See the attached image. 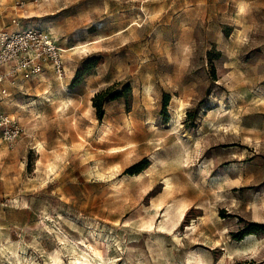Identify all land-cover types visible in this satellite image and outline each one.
<instances>
[{
	"label": "rangeland",
	"instance_id": "obj_1",
	"mask_svg": "<svg viewBox=\"0 0 264 264\" xmlns=\"http://www.w3.org/2000/svg\"><path fill=\"white\" fill-rule=\"evenodd\" d=\"M14 20L66 51V76L0 99L23 128L0 143V264H264V0H0V31ZM127 85L130 111L110 98Z\"/></svg>",
	"mask_w": 264,
	"mask_h": 264
},
{
	"label": "built area",
	"instance_id": "obj_2",
	"mask_svg": "<svg viewBox=\"0 0 264 264\" xmlns=\"http://www.w3.org/2000/svg\"><path fill=\"white\" fill-rule=\"evenodd\" d=\"M12 30L0 31V86L16 87L18 81L40 76L47 68L60 79L66 76L64 53L50 36L35 26H23L17 20ZM2 88L0 99L10 97ZM23 132L21 123L11 114L0 111V143L13 147Z\"/></svg>",
	"mask_w": 264,
	"mask_h": 264
},
{
	"label": "bare ground",
	"instance_id": "obj_3",
	"mask_svg": "<svg viewBox=\"0 0 264 264\" xmlns=\"http://www.w3.org/2000/svg\"><path fill=\"white\" fill-rule=\"evenodd\" d=\"M243 8V7H242ZM244 10V8H243ZM147 15V14H146ZM152 15V14H151ZM150 15V16H151ZM240 32H238L239 34ZM46 93H49V92H46ZM178 102V101H177ZM37 103V102H36ZM179 103H181L179 101ZM180 107L183 108L184 107V104L181 103L180 104ZM180 111H178L179 113ZM40 146V149H41V152L42 151H45L43 145H39ZM128 150L127 147H112L110 148L109 150H107V152L109 153H124ZM46 152V151H45ZM39 164L42 165V162H39ZM156 166V165H155ZM123 169V168H122ZM125 170V168H124ZM54 171V170H53ZM122 171V170H121ZM155 171V167H152L149 172H154ZM165 184H166V188H165V191L166 193L170 194L171 191H172V178L170 177H166V180H165ZM167 207V206H166ZM189 208V205L186 204L184 201H175V203L173 202L172 205H170L168 208H167V211H166V214H165V217L167 218V221L168 223L170 224V226H175L176 224H178L180 218L184 215L185 211ZM202 218V217H201ZM197 227V226H196ZM63 241V240H62ZM69 241V240H68ZM66 247H68V245H66ZM72 250L74 252V254H76L77 257L79 256H86V253L83 252V249H81L78 245H71L70 248L68 247V250ZM95 250V254H97V256L99 257H102V252L97 250L96 248H94ZM19 259V258H18ZM53 260H54V264H64V261H63V258L61 256V252L59 250L56 251V254L55 256L53 257ZM21 263V261H20Z\"/></svg>",
	"mask_w": 264,
	"mask_h": 264
},
{
	"label": "trees",
	"instance_id": "obj_4",
	"mask_svg": "<svg viewBox=\"0 0 264 264\" xmlns=\"http://www.w3.org/2000/svg\"><path fill=\"white\" fill-rule=\"evenodd\" d=\"M98 65H99V62L96 61V60H92L91 59V60L85 61L83 66L77 71L75 79H74V83H78L81 80H83L86 76L91 75L92 71L95 68H97ZM104 94H108V91L100 93V94H97L95 96V98H94V103H95V105H96L98 110H102L104 102L107 101V99H103L99 103L97 102L99 100V98L101 96H103ZM121 97H125L127 107L129 108V111H130V107L132 105V100H133L132 90H131L130 85L126 86L125 92H118L115 96L110 97V98L111 99H117V98H121ZM169 100H170V98L168 97L167 100L164 103V109H166L167 106L169 105ZM100 118H102V114L100 115ZM147 167H148V165L141 166V167L138 168L137 172H141L142 170H145ZM192 217L196 218V214H194ZM251 228H253V229L250 230L249 232H245L244 235H250V234L259 233L261 231V229H262V226L254 224V225L250 226V229ZM238 239H243V236L239 237Z\"/></svg>",
	"mask_w": 264,
	"mask_h": 264
},
{
	"label": "crops",
	"instance_id": "obj_5",
	"mask_svg": "<svg viewBox=\"0 0 264 264\" xmlns=\"http://www.w3.org/2000/svg\"><path fill=\"white\" fill-rule=\"evenodd\" d=\"M18 83H19V81H18ZM6 87L9 88V89H11L13 86H12V87L9 86V85H3L2 87L0 86L1 89H2V88H6Z\"/></svg>",
	"mask_w": 264,
	"mask_h": 264
}]
</instances>
